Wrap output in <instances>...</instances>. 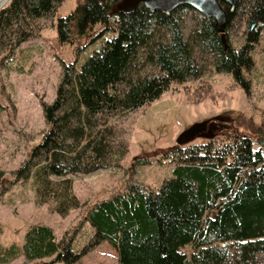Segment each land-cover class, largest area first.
I'll use <instances>...</instances> for the list:
<instances>
[{"label":"trees","instance_id":"16d2710c","mask_svg":"<svg viewBox=\"0 0 264 264\" xmlns=\"http://www.w3.org/2000/svg\"><path fill=\"white\" fill-rule=\"evenodd\" d=\"M62 1L10 0L0 10V42L17 48ZM121 1L83 0L57 18L61 43L84 36L96 24L103 26L100 34L112 36L80 65L63 64L54 99L42 103L46 129L14 171L13 181L31 180L37 204L47 203L62 216L81 205L72 175L119 166L127 153L114 117L149 104L172 82L200 78L206 64L231 72L246 91L250 88L244 71L253 65L259 26L247 30L237 47L228 31L238 17L264 20L263 0H237L232 12L220 2L228 16L224 40L213 18L188 6L164 14L142 4L123 10ZM187 10L195 13L189 28ZM209 94L207 85L190 96L199 101ZM164 158L172 172L157 189L128 182L125 190L86 210L84 220L93 233L81 248L72 246L74 232L59 241L49 225L32 224L21 245L0 243V264L20 254L42 264H73L103 240L115 247L120 264H264L259 256L264 252L261 147L232 134L178 146ZM135 163L150 160L138 157ZM3 175L0 169V191Z\"/></svg>","mask_w":264,"mask_h":264},{"label":"rangeland","instance_id":"374dc122","mask_svg":"<svg viewBox=\"0 0 264 264\" xmlns=\"http://www.w3.org/2000/svg\"><path fill=\"white\" fill-rule=\"evenodd\" d=\"M9 1L0 0V10ZM82 1L63 0L54 15L41 18L32 35L17 48H8L3 40L0 42V169L4 171L0 191L2 245L13 242L21 245L30 225L46 224L59 241L66 233L74 232L72 246L81 248L93 233L91 224L84 220L86 210L112 193L125 190L128 182L157 189L172 172V165L164 154L178 146L240 134L250 137L254 147L260 146L264 153L261 142L264 140V20L247 22L238 17L228 31L231 44L236 47L242 44L247 30L259 26L260 32L252 51L253 65L244 71L250 78L249 91L231 72L218 71L212 64H206L200 78L172 82L149 104L112 119L127 153L119 166L111 164L71 176L73 191L81 203L79 207L62 216L47 203L37 204L31 180L13 179L14 171L46 129L42 103L54 99L64 63L80 65L112 36L100 34L103 26L96 24L82 37H75L71 42L59 41L57 18L68 14ZM185 14L189 28L195 13L187 10ZM207 85L210 86L209 95L215 98L207 95L199 101L193 100L190 95L195 89ZM138 157H145L150 163L136 164ZM190 249L189 245L183 247L186 252ZM259 256L264 262V252ZM5 264L42 263L29 261L20 254ZM73 264L120 263L115 247L103 240Z\"/></svg>","mask_w":264,"mask_h":264},{"label":"water","instance_id":"95a60500","mask_svg":"<svg viewBox=\"0 0 264 264\" xmlns=\"http://www.w3.org/2000/svg\"><path fill=\"white\" fill-rule=\"evenodd\" d=\"M220 2L227 4L228 12H232L237 0H122L119 8L126 10L137 4H142L150 12L160 11L164 14H170L180 6H188L204 17L213 18L216 29L222 34L224 40L228 16L227 10H225Z\"/></svg>","mask_w":264,"mask_h":264}]
</instances>
